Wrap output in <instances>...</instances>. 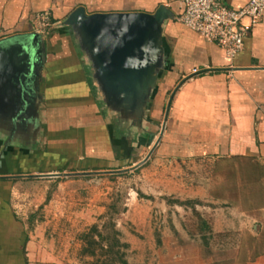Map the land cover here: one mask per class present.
Returning a JSON list of instances; mask_svg holds the SVG:
<instances>
[{"label":"crops","instance_id":"1","mask_svg":"<svg viewBox=\"0 0 264 264\" xmlns=\"http://www.w3.org/2000/svg\"><path fill=\"white\" fill-rule=\"evenodd\" d=\"M250 1L224 0L233 10ZM161 6L174 18L163 27V67L142 122L122 119L114 124L101 112L87 59L61 35L47 44L43 98L31 128L12 135L0 118V264H77L78 253L57 247L55 235L44 243L46 235L38 238L28 232L27 208L43 205L45 187L60 184L59 177L40 176L140 164L160 137L156 127L163 112L165 132L147 164L153 159L164 162L170 186L182 174L179 164L189 160L211 162L213 174L222 164L244 160L263 174L264 17L233 60L179 21L183 0H0V40L23 33L35 16L47 12L58 25L80 7L88 14H155ZM187 176L184 172L181 181L184 202L216 206L210 202V179L194 182ZM211 206L204 209L212 213L214 232H221L222 223L231 225L232 220ZM250 264H264V252Z\"/></svg>","mask_w":264,"mask_h":264},{"label":"rangeland","instance_id":"2","mask_svg":"<svg viewBox=\"0 0 264 264\" xmlns=\"http://www.w3.org/2000/svg\"><path fill=\"white\" fill-rule=\"evenodd\" d=\"M47 13L50 25L37 22L41 15L38 14L23 33L42 36L45 58L47 44L57 36L71 40L77 53L87 59L85 68L96 85L93 64L81 48L77 33L64 26L67 18L56 25L51 23L52 14ZM40 94L43 95L42 91ZM95 98L101 112L114 124L122 119L132 120L109 108L99 87ZM164 116L165 112L158 119L157 137L161 134ZM146 164L124 173L118 172L134 165L72 176L59 174L61 177L56 183L60 187L46 186L41 193L45 195L43 205L36 203L27 208L28 232L38 238L46 235L44 243L55 235L53 243L57 247L73 248L78 253L77 264H122L121 259L109 253L107 242L103 243L104 250L96 249L95 256L83 252V235L93 226L104 230L110 223L116 225L121 243L128 246L123 251L128 264H250L264 252V169L263 174L254 172L247 161L240 160L233 165H220L219 173L213 174L211 162L189 160L179 164L182 174L175 175L178 181L170 186L164 162L153 159ZM184 172L194 182L210 179V202H217L216 206L196 200L184 202V183H181ZM208 206L226 213L232 220L231 225L222 223L223 230L214 232L212 213L204 209ZM201 220L210 226L211 232L201 230ZM96 240L99 241L98 237Z\"/></svg>","mask_w":264,"mask_h":264},{"label":"water","instance_id":"3","mask_svg":"<svg viewBox=\"0 0 264 264\" xmlns=\"http://www.w3.org/2000/svg\"><path fill=\"white\" fill-rule=\"evenodd\" d=\"M174 14L161 6L155 14H88L80 7L64 26L77 33L94 68V81L109 108L131 119L143 117L156 89L165 55L164 24ZM45 43L39 33H19L0 40V118L12 135L31 128L38 116L45 65ZM5 108V110L3 109ZM142 118L137 121L139 124ZM135 171L146 164L164 135ZM61 177V175H43Z\"/></svg>","mask_w":264,"mask_h":264},{"label":"built area","instance_id":"4","mask_svg":"<svg viewBox=\"0 0 264 264\" xmlns=\"http://www.w3.org/2000/svg\"><path fill=\"white\" fill-rule=\"evenodd\" d=\"M183 2L185 11L179 21L205 41L223 50L229 60L244 51L246 40L264 17V0H251L240 10L229 8L224 0ZM49 21V13H43L37 18V22L42 24H49ZM195 73H198L197 70Z\"/></svg>","mask_w":264,"mask_h":264},{"label":"trees","instance_id":"5","mask_svg":"<svg viewBox=\"0 0 264 264\" xmlns=\"http://www.w3.org/2000/svg\"><path fill=\"white\" fill-rule=\"evenodd\" d=\"M56 22L57 20H55L52 16L51 23L55 24ZM90 86L93 92L97 91L92 80H90ZM201 221H202L201 230L211 232L210 226L204 220ZM119 236H120L119 231L116 229V225L114 223H110L109 225H106L104 227V230H100L98 226H93L88 232H86L83 235L82 239L85 242V249L83 252L84 254H90L92 256H95L96 249L99 248L101 250H104L105 247L103 246V243L107 242L110 243V245L108 246L109 253H112L113 255H116L118 259H121L122 264H128L126 260H124L125 254L123 252L126 248H128V246L126 244L121 243ZM203 236L204 235H202V237ZM96 237H98L99 241L96 240Z\"/></svg>","mask_w":264,"mask_h":264}]
</instances>
